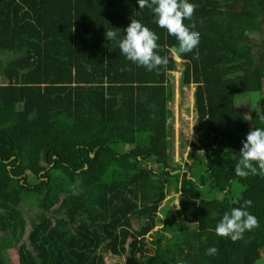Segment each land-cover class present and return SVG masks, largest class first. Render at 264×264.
<instances>
[{"label": "trees", "instance_id": "obj_1", "mask_svg": "<svg viewBox=\"0 0 264 264\" xmlns=\"http://www.w3.org/2000/svg\"><path fill=\"white\" fill-rule=\"evenodd\" d=\"M189 2L198 48L148 71L105 36L138 19L162 49L177 45L138 0H0V264L15 246L18 264H264V177L234 171L247 133L264 128L240 100L262 91L264 0ZM176 88L190 102L180 122L195 124L177 131L190 163L173 152ZM54 173L85 188L56 208ZM245 200L258 226L218 237Z\"/></svg>", "mask_w": 264, "mask_h": 264}, {"label": "clouds", "instance_id": "obj_2", "mask_svg": "<svg viewBox=\"0 0 264 264\" xmlns=\"http://www.w3.org/2000/svg\"><path fill=\"white\" fill-rule=\"evenodd\" d=\"M139 9H151L154 14L153 22L161 29L167 31L168 35L173 36L177 45L168 47L163 46L169 55L158 54L163 50L157 42L159 36L145 26L138 19H131L122 37L118 31L106 30L105 36L108 41H115L122 55L138 67H143L148 71L166 69L170 57L182 56L193 52L198 48L200 33L195 31L196 24L186 25L185 20H192L196 4L189 0H138ZM202 22V21H201ZM120 30V29H118ZM121 31V30H120ZM199 59V53L193 57ZM264 119V117H261ZM191 127V134L193 126ZM239 160L235 163V174L242 178L249 175H259L264 177V128L255 127L251 129L242 142L239 152ZM234 204L239 203L233 201ZM252 205L251 200H245L240 207H233L230 212L224 213L222 219L215 226V234L218 237L230 238L236 242L243 238L246 231H251L258 226V219L246 209ZM218 253L216 247L206 249V255L214 256Z\"/></svg>", "mask_w": 264, "mask_h": 264}, {"label": "rangeland", "instance_id": "obj_3", "mask_svg": "<svg viewBox=\"0 0 264 264\" xmlns=\"http://www.w3.org/2000/svg\"><path fill=\"white\" fill-rule=\"evenodd\" d=\"M250 35L254 36L255 38H258V33H250ZM174 76L175 78L179 77V72H174ZM192 90V88H191ZM175 103L173 104V109H174V118H173V123H174V128H175V144H174V157L175 160H180L182 159L184 162H191L190 159H187L186 157V153H187V149H185L181 155V151H180V147L178 145V139H177V131L182 129L183 132L188 133L189 135L191 134L190 130H186L185 126L183 127V124L180 122L179 117H183L185 119H191V112L190 114H187L184 107L187 106L190 102L187 101H182V97L180 95V93L178 92L177 88L175 89ZM243 101L244 104V109L247 110H252L254 107L256 108V110L260 109L261 111L264 112V78L262 80V91L260 93H251V94H247L244 95L243 97H241V99ZM171 107V104H170ZM249 110V111H250ZM170 121V120H169ZM192 123V122H191ZM180 153V154H179ZM86 155L89 156L88 152H86ZM93 155V154H92ZM89 157H92L91 155ZM88 164V163H87ZM94 161L91 160V165H92V172L94 174V176H99L100 174V170L99 168L94 166ZM89 165V164H88ZM55 176V173H54ZM55 179V184L57 186V200L55 202V206L53 207H58L59 201L61 199H63L65 196H67L69 194V191L71 190H76V191H83L84 185L81 183L80 178H78L75 175H65L62 173H59L58 176L54 177ZM172 192H170L171 194ZM169 194V195H170ZM34 203L37 204L39 202V199L34 197ZM94 197H90L87 201L88 203H90L91 201H94ZM161 217H164L163 214H161ZM167 223V221L162 220L158 226V228L161 230V232L165 233L167 240H171L174 237V233L168 232L167 230L164 229V225ZM30 228V225L27 224L24 229L22 231H17L15 233L16 238H18V240L16 241V244H20L21 242H23L26 239L28 230ZM149 237L152 236V232L148 234ZM165 240V239H164ZM163 240V242H164ZM7 257L10 261V264H18V252H17V247H12L10 249H8L7 251Z\"/></svg>", "mask_w": 264, "mask_h": 264}, {"label": "crops", "instance_id": "obj_4", "mask_svg": "<svg viewBox=\"0 0 264 264\" xmlns=\"http://www.w3.org/2000/svg\"><path fill=\"white\" fill-rule=\"evenodd\" d=\"M89 155H91V156H92V154H90V153H89Z\"/></svg>", "mask_w": 264, "mask_h": 264}]
</instances>
